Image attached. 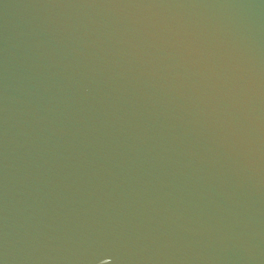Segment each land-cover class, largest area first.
Here are the masks:
<instances>
[{
	"label": "water",
	"instance_id": "water-1",
	"mask_svg": "<svg viewBox=\"0 0 264 264\" xmlns=\"http://www.w3.org/2000/svg\"><path fill=\"white\" fill-rule=\"evenodd\" d=\"M0 264H264V0H0Z\"/></svg>",
	"mask_w": 264,
	"mask_h": 264
}]
</instances>
